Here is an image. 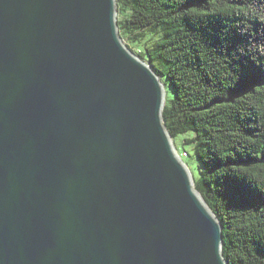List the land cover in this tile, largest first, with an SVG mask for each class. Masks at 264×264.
<instances>
[{
  "label": "water",
  "instance_id": "1",
  "mask_svg": "<svg viewBox=\"0 0 264 264\" xmlns=\"http://www.w3.org/2000/svg\"><path fill=\"white\" fill-rule=\"evenodd\" d=\"M117 0H0V264H227Z\"/></svg>",
  "mask_w": 264,
  "mask_h": 264
},
{
  "label": "trees",
  "instance_id": "2",
  "mask_svg": "<svg viewBox=\"0 0 264 264\" xmlns=\"http://www.w3.org/2000/svg\"><path fill=\"white\" fill-rule=\"evenodd\" d=\"M117 8L121 38L165 86L175 147L180 137L193 147L184 153L223 227L227 264H264V0H117Z\"/></svg>",
  "mask_w": 264,
  "mask_h": 264
},
{
  "label": "rangeland",
  "instance_id": "3",
  "mask_svg": "<svg viewBox=\"0 0 264 264\" xmlns=\"http://www.w3.org/2000/svg\"><path fill=\"white\" fill-rule=\"evenodd\" d=\"M118 18H119V13H118L117 19ZM124 43L127 44V42H125V41H124ZM175 143H176V147H177L179 154H183L185 150L192 154L193 147L183 144L182 137L177 138ZM184 162L188 165V167L191 170V172L193 173L194 177L198 178L199 169H198V164H197L196 160L193 157L184 158Z\"/></svg>",
  "mask_w": 264,
  "mask_h": 264
},
{
  "label": "built area",
  "instance_id": "4",
  "mask_svg": "<svg viewBox=\"0 0 264 264\" xmlns=\"http://www.w3.org/2000/svg\"><path fill=\"white\" fill-rule=\"evenodd\" d=\"M181 157L182 158H186L187 157V154L186 153H183V154H181Z\"/></svg>",
  "mask_w": 264,
  "mask_h": 264
},
{
  "label": "clouds",
  "instance_id": "5",
  "mask_svg": "<svg viewBox=\"0 0 264 264\" xmlns=\"http://www.w3.org/2000/svg\"><path fill=\"white\" fill-rule=\"evenodd\" d=\"M181 155V154H180ZM183 159V158H182Z\"/></svg>",
  "mask_w": 264,
  "mask_h": 264
}]
</instances>
